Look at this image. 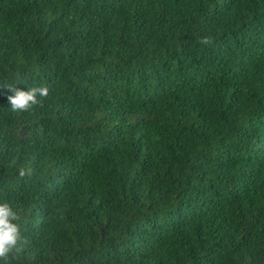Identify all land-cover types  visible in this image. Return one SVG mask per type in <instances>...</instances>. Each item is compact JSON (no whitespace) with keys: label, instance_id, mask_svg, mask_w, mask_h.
Instances as JSON below:
<instances>
[{"label":"trees","instance_id":"16d2710c","mask_svg":"<svg viewBox=\"0 0 264 264\" xmlns=\"http://www.w3.org/2000/svg\"><path fill=\"white\" fill-rule=\"evenodd\" d=\"M4 201L0 264H264V0H0Z\"/></svg>","mask_w":264,"mask_h":264},{"label":"clouds","instance_id":"9594fccd","mask_svg":"<svg viewBox=\"0 0 264 264\" xmlns=\"http://www.w3.org/2000/svg\"><path fill=\"white\" fill-rule=\"evenodd\" d=\"M198 43L202 46H210L214 40L209 36H204L200 38ZM6 88L13 93L7 97L12 111H30L34 106L42 105L43 99L49 96L47 86H32L27 91L15 86H7ZM31 172V168L21 167L18 170L20 178L30 176ZM19 220L18 213L9 202H0V259H7L10 254L19 255L22 251L20 244L23 237Z\"/></svg>","mask_w":264,"mask_h":264}]
</instances>
